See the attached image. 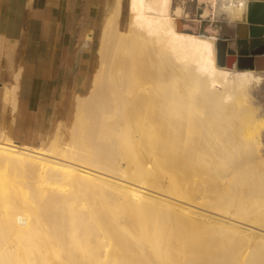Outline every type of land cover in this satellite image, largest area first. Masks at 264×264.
I'll list each match as a JSON object with an SVG mask.
<instances>
[{
    "label": "bare ground",
    "instance_id": "bare-ground-1",
    "mask_svg": "<svg viewBox=\"0 0 264 264\" xmlns=\"http://www.w3.org/2000/svg\"><path fill=\"white\" fill-rule=\"evenodd\" d=\"M122 3L69 135L32 146L0 130V264H264V116L250 96L264 66H218L217 38L181 30L173 0H130L124 25Z\"/></svg>",
    "mask_w": 264,
    "mask_h": 264
},
{
    "label": "crops",
    "instance_id": "crops-1",
    "mask_svg": "<svg viewBox=\"0 0 264 264\" xmlns=\"http://www.w3.org/2000/svg\"><path fill=\"white\" fill-rule=\"evenodd\" d=\"M110 1L0 0V130L32 146L47 145L64 131L75 95L89 90L103 4ZM253 38L238 37V45ZM15 83L16 107L10 110L3 92Z\"/></svg>",
    "mask_w": 264,
    "mask_h": 264
},
{
    "label": "rangeland",
    "instance_id": "rangeland-1",
    "mask_svg": "<svg viewBox=\"0 0 264 264\" xmlns=\"http://www.w3.org/2000/svg\"><path fill=\"white\" fill-rule=\"evenodd\" d=\"M249 1H252V0H173V3H174L173 5H174V13H177L178 9L180 10V18L177 20V22L178 24H180L179 26H181L180 27L181 30L201 34L203 36L216 37L217 39L228 40L231 46V49L234 52H237L238 51V37L236 35V24H237V21L246 20ZM110 4H111V1L109 3L105 2L103 4L102 20H104V18H106L105 16L108 15L110 6H111ZM217 5H219V10L215 14V7ZM107 6H108V9H107ZM122 6H123L122 22L124 25L125 22L127 23L126 19L129 18L130 16L129 14H131L130 13L131 12L130 0H123ZM226 8L227 9L233 8V10H235V13H233V15L231 16L228 13V10ZM227 13L229 15L226 18ZM99 38H100V32L96 35L97 42H99ZM261 42H262V39L260 37H254L251 41H248V43L245 42V44L251 45V44H257ZM97 65L98 63L96 64V67ZM218 66H222V65H218ZM259 68H263V66L262 67L260 66ZM261 74H262V80L256 83L253 87H251L250 96H252L251 102L254 106H256V111L258 109L257 113L263 117L264 116V68L263 70H261ZM70 117L71 119H69L68 125L64 126L63 128V130L66 132L67 135H69L70 133L69 129H70V126L73 120L72 114L70 115ZM261 134H262L261 136L262 146H264V128L262 129ZM59 136L61 139L62 133H59ZM3 138H4V134L1 133L0 131V141ZM263 150H264V147L262 151ZM262 155L264 156V151L262 152ZM129 157L126 155H123L120 162L122 161L121 164L123 162L125 163V164L123 163L122 165H124L126 170L128 168L132 169L131 171H129V169L127 170L129 172L127 173V175L129 174V177H130L129 179H132L134 182L135 181L134 178H136L135 172L137 170V163H136L137 160L135 161V157L133 158V156H132V159L131 157L130 158ZM150 158L151 157L149 156H143L140 158L141 161L144 163L145 167H150L151 165H153V161H151L152 159L150 160ZM150 161L152 163H150ZM145 174L146 172L144 173V175ZM148 176L149 177L151 176V179L153 177L151 173L148 174ZM148 176L145 175L146 178ZM149 177L146 179L147 181L148 179L150 180ZM146 186L153 188L151 185H146ZM197 209H202V208L197 207ZM196 253L198 254V252ZM196 253L195 255H197ZM198 255H200V253Z\"/></svg>",
    "mask_w": 264,
    "mask_h": 264
},
{
    "label": "water",
    "instance_id": "water-1",
    "mask_svg": "<svg viewBox=\"0 0 264 264\" xmlns=\"http://www.w3.org/2000/svg\"><path fill=\"white\" fill-rule=\"evenodd\" d=\"M219 10V5L215 7V14ZM226 14V18L228 17ZM260 30V31H257ZM236 34L239 38L264 36V1L252 0L248 3L246 21L237 24ZM217 64L230 68L254 69L258 70L264 66V43L255 47L251 51L234 52L228 40L217 39Z\"/></svg>",
    "mask_w": 264,
    "mask_h": 264
},
{
    "label": "flooded vegetation",
    "instance_id": "flooded-vegetation-1",
    "mask_svg": "<svg viewBox=\"0 0 264 264\" xmlns=\"http://www.w3.org/2000/svg\"><path fill=\"white\" fill-rule=\"evenodd\" d=\"M257 31H260V30H257ZM261 43H264V39L262 40ZM261 43L249 45V44H244V43L240 42L238 45V51H245V50L251 51L255 47L259 46Z\"/></svg>",
    "mask_w": 264,
    "mask_h": 264
}]
</instances>
